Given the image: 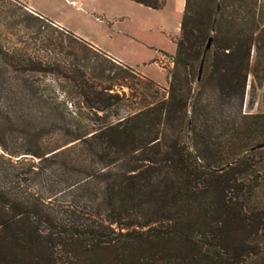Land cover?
I'll return each mask as SVG.
<instances>
[{"label":"trees","instance_id":"1","mask_svg":"<svg viewBox=\"0 0 264 264\" xmlns=\"http://www.w3.org/2000/svg\"><path fill=\"white\" fill-rule=\"evenodd\" d=\"M220 10L185 0L163 88L0 0V264H264L252 37Z\"/></svg>","mask_w":264,"mask_h":264},{"label":"crops","instance_id":"2","mask_svg":"<svg viewBox=\"0 0 264 264\" xmlns=\"http://www.w3.org/2000/svg\"><path fill=\"white\" fill-rule=\"evenodd\" d=\"M114 61L163 86L172 66L185 0L152 10L127 0H17Z\"/></svg>","mask_w":264,"mask_h":264},{"label":"rangeland","instance_id":"3","mask_svg":"<svg viewBox=\"0 0 264 264\" xmlns=\"http://www.w3.org/2000/svg\"><path fill=\"white\" fill-rule=\"evenodd\" d=\"M205 1L191 0V3L194 7H201ZM25 7L33 12L26 5ZM219 15L224 31L229 29V22L233 20V26L238 31L241 32L242 30L251 34L252 48L243 111L250 113L262 112L264 110V0H221ZM162 68V73L167 81L172 66L168 68L166 64ZM166 86L167 82L161 87L166 88ZM250 103H252L251 106ZM30 161L35 162V160ZM262 191L264 193V187Z\"/></svg>","mask_w":264,"mask_h":264},{"label":"water","instance_id":"4","mask_svg":"<svg viewBox=\"0 0 264 264\" xmlns=\"http://www.w3.org/2000/svg\"><path fill=\"white\" fill-rule=\"evenodd\" d=\"M211 45V38L209 37L205 43V47H204V51H203V54H202V57H201V60H200V63H199V67H198V73H197V81L200 77V73H201V69H202V63H203V59H204V56H205V53L206 51L209 49Z\"/></svg>","mask_w":264,"mask_h":264}]
</instances>
